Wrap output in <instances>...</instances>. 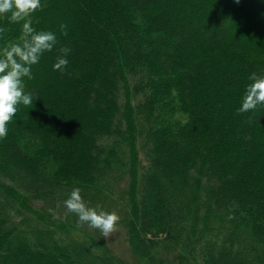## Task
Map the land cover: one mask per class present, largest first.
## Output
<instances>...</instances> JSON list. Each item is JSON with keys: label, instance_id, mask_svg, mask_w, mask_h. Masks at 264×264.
<instances>
[{"label": "trees", "instance_id": "1", "mask_svg": "<svg viewBox=\"0 0 264 264\" xmlns=\"http://www.w3.org/2000/svg\"><path fill=\"white\" fill-rule=\"evenodd\" d=\"M41 3L32 26L58 44L0 139V264H264V105L237 114L264 0ZM8 15L0 48L22 30ZM74 187L117 212L126 254L67 212Z\"/></svg>", "mask_w": 264, "mask_h": 264}, {"label": "clouds", "instance_id": "2", "mask_svg": "<svg viewBox=\"0 0 264 264\" xmlns=\"http://www.w3.org/2000/svg\"><path fill=\"white\" fill-rule=\"evenodd\" d=\"M42 7L41 0H0V16L10 14V23L23 21L18 40L7 42L0 48V139L7 137V125L17 113L18 107H30L37 98L34 99L31 92L25 91V78H33L32 66L39 63L45 52L53 51L58 44L55 32L38 31L32 26L31 15ZM66 29V24L60 25L61 34L64 36L68 34ZM5 31V28L0 27V34ZM57 51L59 54L53 64V70L64 73L69 64L67 57L71 49L61 46ZM248 79L251 83L246 87L237 114L254 111L258 106L264 105V74L252 73ZM63 203L67 212L78 217L79 223L98 229L104 237H109L117 231L121 219L117 212L106 211L99 205L89 206L83 199L80 188L74 187Z\"/></svg>", "mask_w": 264, "mask_h": 264}, {"label": "rangeland", "instance_id": "3", "mask_svg": "<svg viewBox=\"0 0 264 264\" xmlns=\"http://www.w3.org/2000/svg\"><path fill=\"white\" fill-rule=\"evenodd\" d=\"M190 3H193V2H196L197 0H189ZM58 12L62 13V11H66V8L64 9V4L61 3V5L58 7ZM171 13L174 12V8L172 7L171 8ZM252 12L250 11H247L245 12V14H243L245 17L246 16H250ZM60 15V14H59ZM256 18V19H255ZM253 20H257V21H260L259 18H257V16L254 17ZM257 24V23H256ZM40 30H44V27H41ZM252 31H255V32H260L257 27L253 26L252 25ZM122 235V232L120 229H117V231L113 232L109 238H110V244H111V247L114 249V253H117L119 255H123V254H126L127 252V248L124 244L125 240L123 241V236Z\"/></svg>", "mask_w": 264, "mask_h": 264}]
</instances>
